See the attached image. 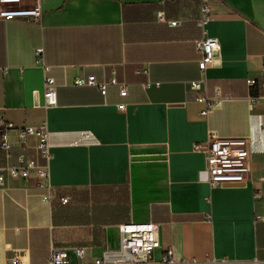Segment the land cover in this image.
Listing matches in <instances>:
<instances>
[{
	"label": "crops",
	"instance_id": "0c3cea01",
	"mask_svg": "<svg viewBox=\"0 0 264 264\" xmlns=\"http://www.w3.org/2000/svg\"><path fill=\"white\" fill-rule=\"evenodd\" d=\"M40 2L38 22L0 18V119L46 122L51 153L48 178L32 170L0 183V264L17 249L46 264L52 248L91 264L118 248L119 225L147 221L159 226L155 259L172 247L178 264H264V99L252 103L258 91L246 84L264 60V0L206 1L204 30L219 51L194 91L201 0ZM88 75L114 77L127 93L73 84ZM44 76L55 83L49 107ZM216 90L225 98L200 115L197 98ZM210 131L246 141L247 182L210 188L204 155L193 149ZM11 140L1 166L21 153L42 164L36 138Z\"/></svg>",
	"mask_w": 264,
	"mask_h": 264
},
{
	"label": "built area",
	"instance_id": "2783aa9c",
	"mask_svg": "<svg viewBox=\"0 0 264 264\" xmlns=\"http://www.w3.org/2000/svg\"><path fill=\"white\" fill-rule=\"evenodd\" d=\"M207 0H201V17L198 26L202 29L203 35L195 41V48L199 54L197 66L199 77L189 82V90L200 89L206 80V70L215 59L219 51V42L215 37L208 36L204 30L205 24L209 20V11L206 6ZM42 17L40 0H0V18L14 19L20 18L28 21L38 22ZM159 19L164 21L163 15ZM170 25H176V21H170ZM38 60L42 59V48L35 51ZM76 86H95L102 93L106 92L107 86L119 85V94L124 96L127 93L126 83L118 81L112 77L107 81H98L94 75L78 76L73 80ZM246 84L255 88L258 93L250 96L253 103L259 99H264V60L260 67L259 77H248ZM43 106L49 107L56 103V91L54 79L44 76L43 81ZM224 96L218 90L211 97H198L197 100L204 103V107L199 111L202 116H207L211 109L219 103ZM123 104L118 105L122 110ZM48 128L46 122L37 126L24 125L17 127L10 122L0 119V150L7 153L12 147V135L22 145L28 137L37 140L36 149L42 164L36 160L26 158L24 154H19L17 163L12 165H0V183L4 182L6 175L12 178L29 177L31 171H35L37 177L48 178V163L51 158L50 145L48 142ZM87 136V134H85ZM193 149L204 155L207 182L210 188L227 185L244 184L250 177V166L246 141L242 138H226L216 136L213 132L208 133L206 141L194 143ZM262 175L257 179L264 181V165ZM47 200L48 196L43 195ZM63 203L66 197L61 199ZM120 241L115 250H106L101 256L94 259L91 264H178L182 259L176 256L172 247L163 250L159 259H155L153 252L160 247L159 226L157 223L129 222L118 227ZM78 258L84 255V248L73 249ZM9 264H30L28 252L25 249H17L9 259ZM46 264H71L66 251L60 248H52Z\"/></svg>",
	"mask_w": 264,
	"mask_h": 264
}]
</instances>
